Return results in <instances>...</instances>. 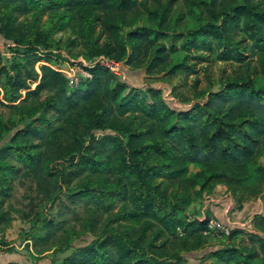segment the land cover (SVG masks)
Segmentation results:
<instances>
[{
  "label": "trees",
  "instance_id": "obj_1",
  "mask_svg": "<svg viewBox=\"0 0 264 264\" xmlns=\"http://www.w3.org/2000/svg\"><path fill=\"white\" fill-rule=\"evenodd\" d=\"M177 1L0 0V34L33 58L25 61L34 73L32 77L17 65L10 70L0 64V138L23 125L0 149V226L11 219L12 208L20 209L33 224L43 223V241L92 206L112 216L104 224L103 239L78 248L64 264H181L147 251L166 248L177 229L184 239L201 240L209 218L191 220L185 213L190 203L183 179L187 165L247 167L264 140V86L256 88L250 77L225 80L202 102L175 110L160 89L143 91L119 82L99 62L86 69L90 78L72 90L69 79L51 66L41 65L40 76L33 68L42 56L47 61L61 49L63 40L54 35L70 29L74 38L68 43L82 46L90 58L102 55L128 66L147 62L148 73L162 72L170 66L175 47H166L159 38L174 37L162 29L121 31L144 12L157 17L161 27ZM152 4L155 9H150ZM204 4L217 23L198 30L203 39L193 38L184 49L204 50L214 41L222 48L221 61L248 62L243 53L248 47L264 68V0ZM236 29L242 33L233 41ZM196 57L203 63L206 55ZM181 66L197 72L187 61ZM179 67L173 65L168 72ZM202 68L206 73V65ZM29 80L36 83L33 88ZM102 129L118 135L94 134ZM208 171L210 184L224 178L221 172ZM72 181L76 187H70ZM43 203L52 211L41 215ZM116 225L123 230L108 234ZM235 235L237 247L216 256L237 257L238 264H264V237L243 231L231 233Z\"/></svg>",
  "mask_w": 264,
  "mask_h": 264
},
{
  "label": "rangeland",
  "instance_id": "obj_2",
  "mask_svg": "<svg viewBox=\"0 0 264 264\" xmlns=\"http://www.w3.org/2000/svg\"><path fill=\"white\" fill-rule=\"evenodd\" d=\"M208 1L210 0L175 2L166 23L161 27L158 26L157 17V19L152 18L144 12L135 19L131 26L122 28L123 35L135 29L146 28L162 29L170 37L173 36L172 40L169 36L160 37L158 42L166 47L174 45L175 49L171 50L168 69L173 65H179L175 73H170L166 69L150 74L146 71L147 62L138 66H128L124 61L115 62L102 55L90 58L82 46L68 43V38H74V31L70 29L54 35L56 39L63 40L61 49L53 51L47 61L44 59L45 56H42L33 68L40 76L39 67L41 65L51 66L69 79V90H72L79 82L90 78L86 69H89L91 64L99 62L106 66L105 63H107L111 67H106L119 82L127 83L143 91L149 87L160 89L165 102L175 110H185L196 102H202L208 91L218 90L225 80L240 81L250 77L256 88H262L264 68L259 64L255 52H251L248 47L243 51L248 56V62L221 61L218 57L222 48H219L214 41L210 42V48L204 50H200L201 48L197 50L196 47L188 51L184 49L183 45L193 38L196 41L203 39L198 35V30L211 23H217V19L210 18L206 11L204 2ZM149 7L155 9L154 4ZM158 10L160 12L159 8ZM241 33L236 29L232 35L233 41L237 40ZM207 39L203 42L206 43ZM196 55H206L207 58L205 57L202 63ZM27 58L33 59L22 55L19 48L14 47L12 40L0 34L1 65L10 70L17 65L22 73H31L33 77L31 66L25 61ZM184 61L194 64L197 72L194 73L193 70L181 66ZM203 65H206V73L202 68ZM195 81H197L196 87H194ZM28 83L31 88L36 85L32 80ZM20 93L24 95L25 90L21 89ZM22 127L23 125L19 124L16 128L5 132L0 138V149L9 144L16 130ZM94 134L96 136L118 135L111 129L96 130ZM6 161L9 163V159ZM207 168L223 173L224 178L210 184L206 181L210 173ZM183 179L187 180L190 193V203L185 207V213L191 220H202L208 217V229L201 234L199 242L195 238L184 239L180 229H177L178 233L173 236L166 248L151 249L147 252H152V255L160 260H171L181 264H238L239 258L237 257L227 258L225 256L221 259L216 254L224 249L237 247V235L231 237V233L235 231L254 233L264 237V225L261 220L264 217V140L256 156L244 169L222 165H213L209 168L201 164L190 163L187 165ZM74 181L70 183V187L77 186L78 183H73ZM39 211L41 215H44L52 210L48 208V203H43ZM110 218L112 216L101 213L95 206H92L82 213L78 221L70 222L62 231L42 241L40 238L46 235L43 223L33 224L31 216L26 217L22 210L12 208L11 219L0 226V263L64 264V259L78 248L103 239L106 235L103 233V227ZM114 227L113 230L108 231V234H114L118 229L123 230L121 226ZM244 242H247L246 237H244Z\"/></svg>",
  "mask_w": 264,
  "mask_h": 264
},
{
  "label": "built area",
  "instance_id": "obj_3",
  "mask_svg": "<svg viewBox=\"0 0 264 264\" xmlns=\"http://www.w3.org/2000/svg\"><path fill=\"white\" fill-rule=\"evenodd\" d=\"M105 65H106V66H108V67L110 66V65H109V64H107V63H105ZM110 67H111V66H110ZM112 68H113V67H112ZM71 82H72V80H71Z\"/></svg>",
  "mask_w": 264,
  "mask_h": 264
}]
</instances>
